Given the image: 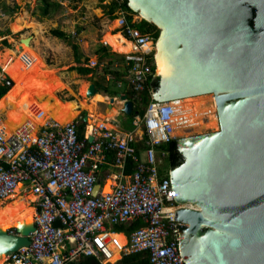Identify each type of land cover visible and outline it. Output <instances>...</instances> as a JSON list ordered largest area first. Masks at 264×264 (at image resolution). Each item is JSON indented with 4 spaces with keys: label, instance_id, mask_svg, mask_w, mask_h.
<instances>
[{
    "label": "water",
    "instance_id": "obj_1",
    "mask_svg": "<svg viewBox=\"0 0 264 264\" xmlns=\"http://www.w3.org/2000/svg\"><path fill=\"white\" fill-rule=\"evenodd\" d=\"M128 6L160 30L153 99L214 94L217 101L219 130L177 138L182 159L170 170L177 202L199 207L176 213L186 264H264V0H128ZM98 92L92 83L87 95ZM118 97L132 115L134 101ZM35 230V218L0 228V259L30 246Z\"/></svg>",
    "mask_w": 264,
    "mask_h": 264
},
{
    "label": "built area",
    "instance_id": "obj_2",
    "mask_svg": "<svg viewBox=\"0 0 264 264\" xmlns=\"http://www.w3.org/2000/svg\"><path fill=\"white\" fill-rule=\"evenodd\" d=\"M118 21L120 32L135 45L133 55L127 57L126 81L134 92L131 99L141 100L144 91L154 92L157 38L132 26L126 16ZM181 101L160 102L152 97L145 115L136 116L135 125L143 122L148 137L143 151L134 144L144 138L130 131L116 133L101 126L81 138L77 120L65 126L48 121L35 136L26 126L9 137L0 132L1 206L13 199L20 184L19 194L36 196L31 244L8 255L7 262L70 264L93 257L108 264L115 253L109 249V236L119 226L141 221L140 227L121 232L127 237L125 246L114 240L119 254L146 252L151 264H186L177 227L183 222L176 219L182 204L175 198L172 166L163 165L168 153L159 150L178 138L175 125ZM111 154L112 166L121 172L112 191L105 192L109 176L103 178L102 167ZM128 159L135 164L129 177L125 173ZM58 220L62 226L54 225Z\"/></svg>",
    "mask_w": 264,
    "mask_h": 264
},
{
    "label": "rangeland",
    "instance_id": "obj_3",
    "mask_svg": "<svg viewBox=\"0 0 264 264\" xmlns=\"http://www.w3.org/2000/svg\"><path fill=\"white\" fill-rule=\"evenodd\" d=\"M50 2L56 3L57 6H53L49 15L45 16L47 5L44 0H0V55L7 49L13 50L16 54L12 57L14 59L9 69L4 70L0 62L2 81L7 82L8 78L14 81V87L10 88L11 91L0 104V119L6 121L13 130L28 127L29 121L33 120L37 125L33 134L35 136L41 126L49 121L48 116L54 118L51 123L63 121L58 114L61 103L75 101L78 114L74 119L71 116L73 120L69 122L77 120L79 124L85 123V133L88 136L95 128L105 123L108 125L106 128L113 132L130 131L144 138L143 122L136 126L133 120L130 125L128 116L122 110L123 101L118 97L119 93L127 94L126 90L129 89L125 81L127 79L118 80L108 73L109 70L124 72L129 63L126 58L133 55L132 52L131 54L116 52L111 45L105 43L104 37L107 34L121 33L119 18L112 19L108 14L109 5L113 0H50ZM122 16L127 15L121 13L120 17ZM21 18L22 20L24 18L23 23ZM134 21L140 23L142 17L135 15ZM55 29L72 36V40L79 46L82 63L97 66L95 73L84 75L73 69L79 65L76 62L74 48L69 42L53 36L51 32ZM30 36L33 37L30 45L24 46L22 40ZM104 46L107 47V54L103 51ZM92 83L99 87V92L88 97L87 91ZM208 95L212 94H206ZM113 99V108H110L109 104ZM87 100H94L97 109L82 108ZM5 103L19 108L16 115ZM47 107L50 108V113L46 111ZM99 114L101 121L97 122ZM87 116L89 122L84 120ZM69 117L70 115L65 116ZM125 124H128V128L133 126L132 129L127 130ZM219 128L218 120L216 125H210L206 130L185 133L177 137L216 131ZM2 132L4 133L3 128ZM163 162L165 167L169 165L168 155ZM21 188L19 186L17 191L20 192ZM28 197L30 199L33 197V205L35 196L29 193ZM4 211L0 209V220L7 212ZM111 236L115 239L113 234ZM123 256L117 253L115 259L108 264H119ZM5 261L0 259L1 264Z\"/></svg>",
    "mask_w": 264,
    "mask_h": 264
},
{
    "label": "bare ground",
    "instance_id": "obj_4",
    "mask_svg": "<svg viewBox=\"0 0 264 264\" xmlns=\"http://www.w3.org/2000/svg\"><path fill=\"white\" fill-rule=\"evenodd\" d=\"M115 25L117 26L118 24L115 23ZM104 39H105V43H107L109 46L111 45L112 49L116 52L126 54V53H131L134 51V48H135L134 43L132 41L128 40L121 33L107 34L104 37ZM14 56H16V54L11 49H7L5 51V53L0 55V62L2 64V67L4 70L9 69V67L12 65L13 59H14L12 57H14ZM95 99H97V98H95ZM82 108H85V109L91 108V110H92V108L97 109V105H96L94 100H90V101L87 100V102H85V104L82 105ZM76 110H77V102H75V101H67V102L61 103V105L59 106L58 114L62 118L63 121L59 120L58 122H55V123H58L61 126H65V125L69 124L70 123L69 121L73 120L75 118V116L78 114V111H76ZM46 111L48 113L51 112L50 108H48V107H47ZM98 112H100V111H98ZM66 115H70V117L65 118ZM71 116L73 117V119ZM47 119L49 121L54 120V118L52 116H48ZM218 120H219V115H218V107H217V101H216L215 95L206 96V94H205V95L197 96V97H188L185 99L183 98L182 101L180 102L178 114L176 116V121H177V123L175 125L176 135L178 136V135L185 134V133H194V132H200L202 130H206V129H208V127H210V125H216ZM100 121H101V115L99 114L98 118H97V122H100ZM219 125H220V120H219ZM103 126H108V125H105V123H103ZM36 127H37L36 123L33 120H30L28 123V128L32 132V135L34 134V130L36 129ZM17 130H19V129H17ZM17 130H13V134ZM39 130H38V132H39ZM36 135H37V133H36ZM113 184L114 183H112V185ZM19 186L22 187L20 189V191H22L23 185L20 184ZM19 186H18V188H19ZM19 193L20 192H17L12 197L13 199L11 198L12 200H10L6 205L1 206V203H0V209H3V211L7 210L4 218H2L0 220V228H2V229L11 228L18 221L24 222V220H26L27 223L33 221V218H34L35 213H36V209L32 205V198L33 197H31V199H30L28 197L29 193L26 195H22ZM33 196H35V195L33 194ZM35 200H36V196H35L34 201ZM24 205H26L27 208ZM183 206L189 207V208H198L199 209V207L193 203L182 204V207ZM34 209H35V211H34ZM108 242H109V249L111 251L115 252L113 257H112V259H113L116 256V254L119 253V251L117 250V247L114 243V239L112 238L111 235L109 236ZM2 259L6 260L4 264H14L12 262H7V256H5V255L2 257Z\"/></svg>",
    "mask_w": 264,
    "mask_h": 264
},
{
    "label": "trees",
    "instance_id": "obj_5",
    "mask_svg": "<svg viewBox=\"0 0 264 264\" xmlns=\"http://www.w3.org/2000/svg\"><path fill=\"white\" fill-rule=\"evenodd\" d=\"M47 8L45 9L44 15H49L51 8L54 6H57L56 3H51L50 0H44ZM71 1H78V0H71ZM59 5V4H58ZM121 13H125L127 16V19L129 23L134 26L140 28L144 32H149L152 33L155 38H158L160 30L155 26L154 24L142 20L140 23H137L134 21L135 15L138 16L136 12H134L129 6H128V0H113V2L109 5V16L112 19H117L120 17ZM22 23L24 22V18L20 19ZM52 35L65 40L66 42H69L70 45L73 46L74 51H75V56H76V62L79 64L78 66L74 67L73 69L78 70L81 74H92L95 73L97 70V66L92 67L88 63L83 64L82 59L79 53V46L72 40V36L69 35L67 32L62 31L60 29H55L52 30ZM103 51L106 52L107 54V47H103ZM127 59V58H126ZM152 60L151 62H153ZM154 69H156V66L153 64ZM129 69V64H127V69L124 72H121L120 70H109L108 73L112 74L115 79L118 80H125L127 76V72ZM126 81V80H125ZM159 85V79L157 78L154 82V90L157 89ZM14 87V84L12 85L11 89ZM129 88V87H128ZM10 86L7 84V82H4V84L0 85V104L4 100V98L8 95V93L11 91ZM126 93L133 98V91L129 88L126 90ZM141 100L134 99L135 107H134V112L132 115L128 116L130 125L132 124L133 120L136 118V116H141L143 117L146 112V108L148 104L152 100V94L149 92V90L144 91L141 95ZM6 104V103H5ZM6 107H8L15 115L19 111V108L16 105H9L6 104ZM17 123L16 117H15V124ZM126 125V124H125ZM4 129V133L6 137H9L13 134V129L7 124L6 121L3 119H0V132H2V128ZM106 127V126H104ZM133 127V126H132ZM132 127L128 128V124L126 125L127 130H131ZM78 129H79V134L80 137L83 138L85 135V130H86V124H79L78 122ZM147 135H145L143 141L134 144V146L139 150L143 151L147 146L145 144L147 140ZM159 150H164L168 153V160H169V165H176L178 162V148H177V142L176 139L172 140L169 143L163 144L159 146ZM113 160V154H111L108 157V161ZM109 165H103V171L107 172ZM135 164L132 159H128L127 161V166H126V176H131L134 172ZM142 225L141 221H134L131 223L129 226H119L116 228V232H124L127 230H132L137 227H140ZM113 237L115 240L119 243L120 246H125L127 242V237L124 233H115L113 234ZM70 264H100L95 258L93 257H86L83 258L79 262H72ZM119 264H151L150 262V256L146 252L142 253H135V254H130V255H124L122 260L120 261Z\"/></svg>",
    "mask_w": 264,
    "mask_h": 264
},
{
    "label": "crops",
    "instance_id": "obj_6",
    "mask_svg": "<svg viewBox=\"0 0 264 264\" xmlns=\"http://www.w3.org/2000/svg\"><path fill=\"white\" fill-rule=\"evenodd\" d=\"M131 98V97H130ZM93 134V133H92ZM91 134V135H92ZM90 135V136H91ZM112 164H113V160L112 161H108L107 162V164H104V167H105V165H109L108 166V170H107V172H105V171H103V168L104 167H102V174H103V178H106V177H108L109 179L107 180V182H106V184H105V186H104V191L105 192H109L110 191V189H111V187H113V185L115 184V182H116V178H117V172H119L120 170L117 168V169H115L113 166H112ZM121 172V171H120ZM125 173H126V170H125ZM127 177H129V176H127ZM105 183V182H104ZM104 183H103V185H104ZM112 183H114L113 185H112ZM33 194V193H32ZM22 195H26V194H22ZM117 233H121V232H117ZM115 240V239H114ZM117 255V254H116ZM116 257V256H115ZM115 257H114V259H115ZM113 261V260H112Z\"/></svg>",
    "mask_w": 264,
    "mask_h": 264
},
{
    "label": "flooded vegetation",
    "instance_id": "obj_7",
    "mask_svg": "<svg viewBox=\"0 0 264 264\" xmlns=\"http://www.w3.org/2000/svg\"><path fill=\"white\" fill-rule=\"evenodd\" d=\"M182 159L180 153L178 152V162H180V160Z\"/></svg>",
    "mask_w": 264,
    "mask_h": 264
}]
</instances>
